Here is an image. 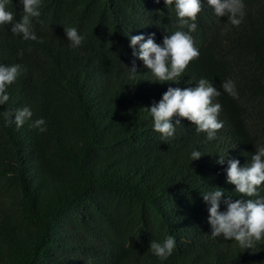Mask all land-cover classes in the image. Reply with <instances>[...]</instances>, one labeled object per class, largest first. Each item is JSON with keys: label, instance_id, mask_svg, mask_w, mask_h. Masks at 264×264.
<instances>
[{"label": "trees", "instance_id": "1", "mask_svg": "<svg viewBox=\"0 0 264 264\" xmlns=\"http://www.w3.org/2000/svg\"><path fill=\"white\" fill-rule=\"evenodd\" d=\"M244 3L247 16L222 39L197 16L199 56L178 83L151 81L129 47V35L153 30L161 43L173 33L178 18L163 0H44L32 22L43 42L0 27V63L23 69L0 113L33 112L19 128L0 116V264H264V241L244 250L211 236L201 196L218 186L241 197L217 156L243 166L264 145V0ZM10 7L17 13L15 0ZM65 27L85 37L81 47H69ZM200 78L221 91L213 103L223 127L209 141L181 118L161 140L144 108ZM227 79L237 98L223 91ZM41 117L43 133L31 126ZM194 149L204 155L190 162ZM168 234L176 246L161 261L150 241Z\"/></svg>", "mask_w": 264, "mask_h": 264}, {"label": "clouds", "instance_id": "2", "mask_svg": "<svg viewBox=\"0 0 264 264\" xmlns=\"http://www.w3.org/2000/svg\"><path fill=\"white\" fill-rule=\"evenodd\" d=\"M15 1L17 13L11 10V0H0V27H5L23 40L43 42L34 31L32 22L41 17L44 0ZM153 2L159 4L161 0ZM163 3L166 7L173 6L178 18L179 23H175L172 34L164 35L161 43L156 42V31L153 30L147 31L146 35H129L132 56L143 62V66L152 73L155 80L151 81L160 83H178L190 61L199 56V47L193 36L197 29V16L204 17L205 23L217 39H222L231 25H241L247 16L244 0H163ZM63 31L71 49L82 46L85 37L76 27H65ZM125 67L130 78L134 79L139 74L135 60L132 61L131 67ZM22 71V66L18 63H0V106L9 101L8 88ZM221 87L233 98L238 97L236 84L232 79L225 80ZM220 95V89L209 79L200 78L195 81V86H169L158 102L144 109L150 114L152 128L160 134L161 140L173 138L177 125H183L181 118H186L190 125L195 126L197 133H205L206 139L211 141L223 127V121L218 119L222 105L213 103V98ZM13 115L14 119L11 118ZM0 116L5 124L15 123L19 128L31 119L33 112L24 107L5 111L0 113ZM45 123V119L41 117L34 120L31 126L43 133L46 131ZM228 151L233 153L234 149L230 148ZM202 155L204 153L200 150H192L190 162ZM225 162V182L234 185L233 191L243 195L233 200L232 196L225 195V189L218 186L201 193L208 213L206 219L211 229L210 234L212 237L234 240L244 250L250 249L256 242L264 241V195L261 194L264 186L259 188L264 184V145L258 146L250 161L243 166L239 159H227V153L217 156V164L224 165ZM221 205L224 210H221ZM175 246V237L168 234L163 240H151L149 248L153 255L161 261H166L173 254Z\"/></svg>", "mask_w": 264, "mask_h": 264}]
</instances>
